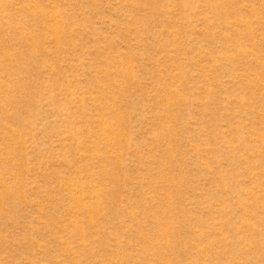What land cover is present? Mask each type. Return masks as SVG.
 <instances>
[{
  "label": "rangeland",
  "instance_id": "1",
  "mask_svg": "<svg viewBox=\"0 0 264 264\" xmlns=\"http://www.w3.org/2000/svg\"><path fill=\"white\" fill-rule=\"evenodd\" d=\"M0 264H264V0H0Z\"/></svg>",
  "mask_w": 264,
  "mask_h": 264
}]
</instances>
